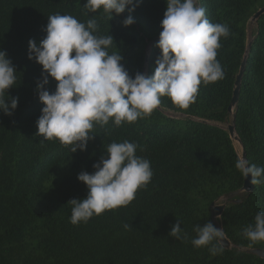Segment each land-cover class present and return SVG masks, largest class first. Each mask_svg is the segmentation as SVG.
I'll return each mask as SVG.
<instances>
[{
    "label": "trees",
    "instance_id": "obj_1",
    "mask_svg": "<svg viewBox=\"0 0 264 264\" xmlns=\"http://www.w3.org/2000/svg\"><path fill=\"white\" fill-rule=\"evenodd\" d=\"M85 3L0 0V50L17 72L6 95L18 98L12 115L0 112V264H264L263 258L245 250H264V241L249 246L242 235L255 215L264 212V184L231 197L217 219L231 248L213 256L208 247L191 244L195 225L211 222L217 228L212 203L244 182L235 167L240 155L228 130L218 124L232 120L228 106L247 50L249 20L264 7V0H199L210 22L230 29V35L220 39L216 57L224 78L202 83L187 109L162 97L147 118L120 126L111 120L103 127L95 125L86 149L71 152L70 145L36 135L43 107L36 92L42 66L28 59L29 40L39 44L45 37L50 15L68 14L84 23L95 18L96 34L113 37L129 75L147 76L160 55L154 39L162 31L166 11V0H140L133 12L126 7L109 20L102 10L86 13ZM129 15L134 23L124 26ZM254 24L234 108L235 132L249 164L264 167V14ZM115 45L110 51L117 50ZM48 81L44 87L51 94L56 82L51 77ZM124 140L137 143L136 155L150 161L151 182L129 205L71 224L68 201L87 195L78 174H92L93 164L107 158L108 144ZM177 219L187 235L183 241L168 235ZM125 224L131 228L126 230Z\"/></svg>",
    "mask_w": 264,
    "mask_h": 264
},
{
    "label": "clouds",
    "instance_id": "obj_2",
    "mask_svg": "<svg viewBox=\"0 0 264 264\" xmlns=\"http://www.w3.org/2000/svg\"><path fill=\"white\" fill-rule=\"evenodd\" d=\"M140 0H86V13L102 10L109 20L128 7L129 13L139 6ZM124 26L134 23L131 15L123 20ZM156 47L160 55L151 75L137 72L134 77L121 63L111 35H97L95 18L86 23L68 14L48 16L46 35L37 44L28 42V59L42 66V81L37 84L38 99L43 104L36 121L37 136L42 140H56L71 146V152L84 151L93 138L95 125L101 127L109 121L120 126L147 118L161 105V98L181 109L195 102L199 86L222 80L224 69L216 59L220 39L230 35L226 24L212 23L199 0H166ZM117 50L110 51L113 46ZM16 69L6 53L0 50V112L12 115L18 98L6 93L16 83ZM56 82L53 93L45 89L48 78ZM6 103V100H9ZM135 142H111L93 164L92 174L80 172L78 181L87 187L83 199L68 201L71 205L70 223H87L90 218L107 210H115L132 202L138 190L151 182L153 171L148 159L136 155ZM244 178L251 177L252 185L264 184V167L249 164L241 156L235 164ZM127 230L131 225L125 224ZM194 247H208L211 255L221 254L225 232L211 222L203 227L195 225ZM169 236L183 241L181 221L171 227ZM250 245L264 241V212H258L254 224L242 230Z\"/></svg>",
    "mask_w": 264,
    "mask_h": 264
},
{
    "label": "water",
    "instance_id": "obj_3",
    "mask_svg": "<svg viewBox=\"0 0 264 264\" xmlns=\"http://www.w3.org/2000/svg\"><path fill=\"white\" fill-rule=\"evenodd\" d=\"M264 14V7L260 8L258 11H256L250 18L249 20V24H254L256 23V21L259 19V17L261 15ZM159 37H156L154 39L155 40H158ZM250 41H248V45H247V50L245 52V55H244V58L240 64V68H239V71L236 75V79H235V85H234V90H233V94H232V98H231V101H230V104L228 106V113L230 115H232V120L231 122H227L228 125L226 127H224L225 129L228 130V133H229V137L234 141H237L238 144L241 146V149H242V153H241V156H243L245 159H247L246 157V152H245V149L244 147L242 146V142L241 140L239 139V137L237 136L236 132H235V112H234V108L238 102V97H239V91H240V85H241V79H242V75H243V72H244V69H245V64H246V58H247V53H248V48L250 47ZM172 117H174L173 115H170ZM203 122H207V121H203ZM219 126H221L220 124H218ZM240 156V157H241ZM250 179L251 177H248V178H244V182H243V185L240 189L236 190V191H233V192H229V193H226L224 194L223 196H221L217 201L213 202L212 203V209H211V216H212V220L216 223L217 225V229L221 228L218 224V221L217 219L221 216L224 208L226 207V202L233 196L241 193V192H249V191H252L254 185H252L250 183ZM218 201H223L222 203L220 204H217ZM223 247L224 248H231L232 247V244L231 242L226 238L225 236V239H224V243H223ZM246 251L250 252V253H253V254H256L257 256L261 257L264 259V250L263 249H260V248H254V249H245Z\"/></svg>",
    "mask_w": 264,
    "mask_h": 264
},
{
    "label": "rangeland",
    "instance_id": "obj_4",
    "mask_svg": "<svg viewBox=\"0 0 264 264\" xmlns=\"http://www.w3.org/2000/svg\"><path fill=\"white\" fill-rule=\"evenodd\" d=\"M254 28H255V24H248V28H247V40L248 41L251 40L252 31L254 30ZM166 113L168 115H173L174 117H183L182 115L175 114V113H172V112H166ZM220 125L226 127L228 125V123L220 124ZM234 146H235L236 151L238 152V154L241 156V153H242L241 146L239 144H237L235 141H234ZM220 203H221V201L217 202V204H220Z\"/></svg>",
    "mask_w": 264,
    "mask_h": 264
},
{
    "label": "bare ground",
    "instance_id": "obj_5",
    "mask_svg": "<svg viewBox=\"0 0 264 264\" xmlns=\"http://www.w3.org/2000/svg\"><path fill=\"white\" fill-rule=\"evenodd\" d=\"M237 144H238V142L237 141H235Z\"/></svg>",
    "mask_w": 264,
    "mask_h": 264
}]
</instances>
